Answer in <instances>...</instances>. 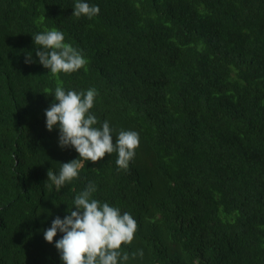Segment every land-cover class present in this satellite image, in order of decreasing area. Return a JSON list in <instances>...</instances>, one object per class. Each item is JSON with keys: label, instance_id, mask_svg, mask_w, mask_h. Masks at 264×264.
Masks as SVG:
<instances>
[{"label": "trees", "instance_id": "16d2710c", "mask_svg": "<svg viewBox=\"0 0 264 264\" xmlns=\"http://www.w3.org/2000/svg\"><path fill=\"white\" fill-rule=\"evenodd\" d=\"M0 0V264H63L43 232L92 198L137 221L128 264H264V0ZM56 29L88 63L59 73L65 90L95 88L90 110L140 144L128 171L117 154L85 161L57 191L47 171L77 159L45 110L57 78L35 54ZM26 53L35 63L26 64Z\"/></svg>", "mask_w": 264, "mask_h": 264}, {"label": "clouds", "instance_id": "9594fccd", "mask_svg": "<svg viewBox=\"0 0 264 264\" xmlns=\"http://www.w3.org/2000/svg\"><path fill=\"white\" fill-rule=\"evenodd\" d=\"M100 12L98 5H90L85 0H76L72 15H82L91 19ZM33 42L39 45L35 54L38 62L57 78L54 100L45 110L46 129H59L58 145L61 149L71 147L78 153L77 159L60 163L59 173L47 171V180L57 191L67 183L79 178L85 161L96 163L105 155L117 154V170L128 171L130 161L135 158L139 147V133L135 130H116L104 120L100 127L98 118L90 111L98 92L95 88L86 91L65 90L58 74H71L88 63L82 50L65 42L63 32L51 29L34 35ZM31 54L26 53L25 63H35ZM97 191L95 183L89 181L84 190L73 201L75 210L61 219L56 216L50 227L43 232L44 240L52 243L57 233H62L55 241L63 264H128L130 259L143 258V250L129 253L122 251L132 243L138 229L137 221L130 213L92 198Z\"/></svg>", "mask_w": 264, "mask_h": 264}]
</instances>
